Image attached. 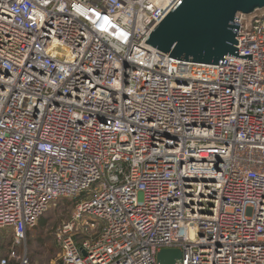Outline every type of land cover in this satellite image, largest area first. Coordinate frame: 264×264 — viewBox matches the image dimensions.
I'll list each match as a JSON object with an SVG mask.
<instances>
[{
	"label": "built area",
	"instance_id": "1",
	"mask_svg": "<svg viewBox=\"0 0 264 264\" xmlns=\"http://www.w3.org/2000/svg\"><path fill=\"white\" fill-rule=\"evenodd\" d=\"M181 0H0V230L60 200V264H264V9L239 56L146 42ZM28 264L16 249L0 264Z\"/></svg>",
	"mask_w": 264,
	"mask_h": 264
},
{
	"label": "water",
	"instance_id": "2",
	"mask_svg": "<svg viewBox=\"0 0 264 264\" xmlns=\"http://www.w3.org/2000/svg\"><path fill=\"white\" fill-rule=\"evenodd\" d=\"M264 9V0H181L156 27L147 44L180 61L226 66V56H239L237 36L241 14ZM179 250H162L159 264H176Z\"/></svg>",
	"mask_w": 264,
	"mask_h": 264
},
{
	"label": "rangeland",
	"instance_id": "3",
	"mask_svg": "<svg viewBox=\"0 0 264 264\" xmlns=\"http://www.w3.org/2000/svg\"><path fill=\"white\" fill-rule=\"evenodd\" d=\"M74 207L75 201L72 200L58 202L45 214L41 227H35L28 234L26 244L18 252L26 258L28 264H60V247L56 234L59 226L71 219ZM11 236L12 231L0 230V243L4 241V237L9 239ZM1 254L0 252V256Z\"/></svg>",
	"mask_w": 264,
	"mask_h": 264
},
{
	"label": "trees",
	"instance_id": "4",
	"mask_svg": "<svg viewBox=\"0 0 264 264\" xmlns=\"http://www.w3.org/2000/svg\"><path fill=\"white\" fill-rule=\"evenodd\" d=\"M65 201H69V199H67V200H60L59 202H65ZM72 201H74V200H72ZM45 216V215H44ZM43 216V217H44ZM43 217L40 219V221L38 222V224L35 226V227H37V228H40L41 226H40V224L42 225L43 223H42V220H43ZM34 227V228H35ZM34 228H32V229H30L29 231H28V233H27V238H28V234H30V232L32 231V230H34ZM3 240L4 241H2L1 243H0V252L2 253L1 254V256H0V259L1 258H4V257H8V255L10 254V252L12 251V250H14V249H16L18 252H19V249H21V247L22 246H20V247H18V246H15L14 245V243H13V234H12V236H11V238H3ZM27 241V240H26ZM9 246V247H8ZM5 253V254H4ZM13 264H16V263H13Z\"/></svg>",
	"mask_w": 264,
	"mask_h": 264
}]
</instances>
